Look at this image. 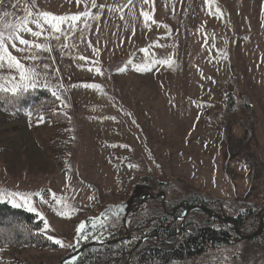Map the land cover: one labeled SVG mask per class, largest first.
<instances>
[{"label":"rangeland","instance_id":"rangeland-1","mask_svg":"<svg viewBox=\"0 0 264 264\" xmlns=\"http://www.w3.org/2000/svg\"><path fill=\"white\" fill-rule=\"evenodd\" d=\"M41 13L81 18L61 32L44 24L40 37L19 33L49 51L5 43L36 74L34 90L61 100L70 123L66 135L57 134L61 127L43 118L0 109V190L39 193L31 197L34 211L19 199L21 206L0 203L36 215L42 234L64 246L49 239L54 247L0 248L1 260L59 264L86 238L130 229L126 211L144 197L142 215L148 203L184 207L195 196L226 213L261 207L262 218L264 0H0V31L26 21L41 31L30 22L43 23ZM13 76L19 82L5 62L0 83ZM53 138L64 142L62 164ZM254 244L184 264H264V247Z\"/></svg>","mask_w":264,"mask_h":264},{"label":"trees","instance_id":"trees-1","mask_svg":"<svg viewBox=\"0 0 264 264\" xmlns=\"http://www.w3.org/2000/svg\"><path fill=\"white\" fill-rule=\"evenodd\" d=\"M0 109L4 112H17L20 116L29 114L33 121L43 118L52 126L61 127L57 134L66 135L68 132L70 116L61 100L47 89L29 90L17 96L0 92ZM66 139L70 141L69 137ZM63 148V141L57 142L54 138L51 140L50 149L59 164L63 163ZM184 202L189 206L209 209L211 205L210 210L215 215L230 217L237 229L245 234L254 232L258 225V214L262 209L246 205L237 211L226 213L221 204L215 209L212 207L214 202L208 203L195 196ZM178 204L171 203L167 208L159 202L153 203L152 206L148 203L149 211L143 214L144 216V211L138 212L139 217L131 221L128 229L131 234L127 239L118 241L125 233V230L118 229L103 237L86 238L85 241L79 242L74 251L93 241L103 244L86 248L75 260V264H184L193 263L208 252L234 246L239 242L255 243L257 248L264 247V232L256 239L244 241L232 227L215 216L199 212L186 216L182 221L181 216L185 210L177 208ZM168 210L175 212L173 215H167ZM42 227L43 221L36 215L11 207L7 203H0V248L21 250L30 246L40 249L54 247L55 245L42 234ZM114 240L117 242L107 244ZM0 264L12 263L0 259Z\"/></svg>","mask_w":264,"mask_h":264},{"label":"snow or ice","instance_id":"snow-or-ice-1","mask_svg":"<svg viewBox=\"0 0 264 264\" xmlns=\"http://www.w3.org/2000/svg\"><path fill=\"white\" fill-rule=\"evenodd\" d=\"M29 2H31V0H29ZM77 2L79 3L80 0H77ZM206 2H210V0H206ZM95 6H96L95 3H93V7ZM4 14L6 15L7 13ZM28 15L31 16L32 14L29 12ZM39 15L41 16L43 23H41L40 20L30 21V22L35 23L37 28H40L41 31H32L31 28L27 27L28 21H26L23 25H16V26L7 25L11 29L10 31H8L7 35L3 31H0V68H3L6 62L7 66L10 69L14 68L19 73V77H18L19 82L12 83L13 81H17V77L13 76L11 77L10 81H5L4 83H0V92L2 93H8L12 96H17L20 95L21 93H26L29 90H34L36 87L39 86V80L36 78V74L32 70L26 69L23 65H21L20 61L17 60V58L9 52L8 47L5 43L6 40L12 43L13 48L16 47L15 41L18 40L20 44L27 45L29 49L34 46L38 49L49 51L50 49L45 46L39 44L32 45L30 41L23 39L19 35V33L21 31H24L33 36L40 37L42 35L44 24H47L54 32H61L62 31L61 25L64 24L66 21L76 22L81 18L79 15H74L70 17H56L51 13H41ZM83 15L87 16L89 14L84 13ZM142 15H145L146 20L149 19L147 14L142 13ZM70 26L74 27V24ZM17 50L24 51V49H17ZM31 58L35 59V57H31ZM82 59L84 58L82 57ZM159 63L168 64L169 61H159ZM89 70L91 71L92 69ZM9 83H11L10 87L8 86ZM87 86L88 85H85V87ZM33 195H39V193L26 194V193H17V192H5L4 190H0V202L7 199L9 202L13 204L14 207L21 206L16 203V200L19 199L20 201H22V206L27 207L30 211H34V208H32V204H31V197ZM60 214L63 215V213ZM113 215H118V214L114 212ZM69 218H70V214H69ZM93 226H95V222H93ZM44 227L45 229H48L49 225L47 224V222H45ZM85 228L86 225L81 224L78 227L77 232L82 235L85 231ZM49 239H53L56 244L60 246H64L63 242L58 239H54L53 237H49ZM75 260H76L75 257L72 258L70 264H75ZM66 264H69V262H66Z\"/></svg>","mask_w":264,"mask_h":264},{"label":"water","instance_id":"water-1","mask_svg":"<svg viewBox=\"0 0 264 264\" xmlns=\"http://www.w3.org/2000/svg\"><path fill=\"white\" fill-rule=\"evenodd\" d=\"M145 198L142 199L141 201V204L144 202ZM140 204V205H141ZM183 207V206H181ZM181 207H178V208H181ZM185 208V213L184 215L182 216V221L186 218V216H188L190 213H193V212H202L208 216H214L215 214H213L209 209L205 208V207H201V206H188V205H185L184 206ZM137 210V209H136ZM176 210V209H175ZM174 210V211H175ZM173 211V212H174ZM129 211H127L128 213ZM172 213H167V215H172ZM126 213L125 216H127L128 214ZM218 219H221L225 224H228L229 226H231L235 233L237 235H239L242 239L244 240H252V239H256L258 237H260L264 231V228H263V221H264V213H263V216L262 218L260 217L259 219V222H258V228L256 229V232H254L252 235L250 236H247V235H243L239 232V230L237 229L233 219L229 218V217H226V218H223L221 216H216ZM123 226H125V223H123ZM123 239H119L118 241H121ZM117 241H112V242H107V244H112V243H115ZM102 243H96V242H92V243H89L83 247H81L79 250H77L76 252H74L72 255H70L69 257H67L66 259H64L63 261H61L59 264H65L66 262H69L72 260V258L74 257H78L86 248H89V247H93V246H96V245H101Z\"/></svg>","mask_w":264,"mask_h":264}]
</instances>
